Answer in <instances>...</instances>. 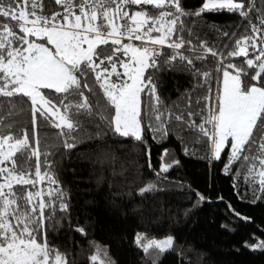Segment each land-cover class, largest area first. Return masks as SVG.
Listing matches in <instances>:
<instances>
[{
	"label": "snow or ice",
	"instance_id": "snow-or-ice-1",
	"mask_svg": "<svg viewBox=\"0 0 264 264\" xmlns=\"http://www.w3.org/2000/svg\"><path fill=\"white\" fill-rule=\"evenodd\" d=\"M222 10L242 23L231 33L216 29L219 48L185 23L186 17ZM209 55L215 67L196 68L195 61L204 63ZM176 61L198 78L192 91L203 90L194 101L186 93L184 109L162 104L153 78ZM93 88L103 104L89 100ZM25 105L31 137L27 127L4 123ZM0 109H6L0 115V264H75L47 240L56 213L68 211L69 195L52 166L56 153L48 145L41 150L38 120L56 130L51 147L59 142L65 149L76 147L74 133L84 121L98 118L97 134L141 143L146 128L166 137L175 122L196 133L197 142L205 138L211 159L227 149L225 171L234 164L244 168L245 179H258L264 193V6L257 0H203L189 12L181 0H0ZM178 163H165L161 171ZM154 189L149 184L140 191ZM75 230L87 236L85 228ZM135 243L156 264L174 238L137 233ZM91 247V264H114L106 249ZM250 247L264 248V240Z\"/></svg>",
	"mask_w": 264,
	"mask_h": 264
},
{
	"label": "trees",
	"instance_id": "trees-1",
	"mask_svg": "<svg viewBox=\"0 0 264 264\" xmlns=\"http://www.w3.org/2000/svg\"><path fill=\"white\" fill-rule=\"evenodd\" d=\"M202 3L181 0L189 12ZM257 5L264 6V0H257ZM185 23L210 46L219 48L222 38L216 29L231 33L242 18L222 10L186 17ZM195 66L203 71L214 68L215 61L209 55L204 63L195 61ZM153 78L164 105L176 102L184 109L186 93H191L193 101L203 95L202 89L192 91L198 78L179 61L163 65ZM93 91L96 95H89V100L103 104L99 90ZM196 108L193 103L191 110ZM5 110L0 109V115ZM9 122L14 123V130L27 127L31 137L26 105L24 111L4 121ZM38 123L41 150L48 145L56 153L50 157L52 166L69 195L68 211L56 213L58 223L49 227L47 240L66 252L70 261L91 264L88 258L95 244L106 249L114 264H152L135 243L136 234L143 233L157 240L174 238V247L161 253L156 264H264V249L250 247L264 240V193L259 191L258 179H245L244 168L234 164L225 171L227 149L219 160L211 159L205 138L197 142L196 133L177 129L175 122L166 137L146 128V143L111 132L101 135L96 129V123H102L98 118L96 123L84 121V127L74 133L75 148L65 149L59 142L53 148L50 137L56 130ZM172 161L179 163L162 172V165ZM149 184L155 189L141 194ZM77 227L85 228L87 236L78 233Z\"/></svg>",
	"mask_w": 264,
	"mask_h": 264
},
{
	"label": "rangeland",
	"instance_id": "rangeland-1",
	"mask_svg": "<svg viewBox=\"0 0 264 264\" xmlns=\"http://www.w3.org/2000/svg\"><path fill=\"white\" fill-rule=\"evenodd\" d=\"M123 138V137H122ZM131 139H133V138H131ZM134 140V139H133ZM165 238H167V237H165ZM165 238H162V239H160V240H163V239H165ZM173 247H174V244H173ZM172 247V248H173ZM171 248V249H172ZM171 249H168V250H166L165 252H167V251H169V250H171ZM264 248H256V247H252V250H263ZM165 252H163V253H165Z\"/></svg>",
	"mask_w": 264,
	"mask_h": 264
}]
</instances>
